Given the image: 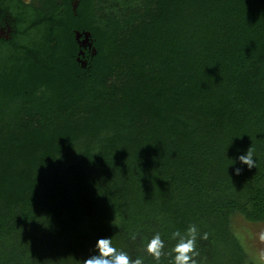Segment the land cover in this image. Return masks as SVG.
<instances>
[{
	"label": "trees",
	"instance_id": "1",
	"mask_svg": "<svg viewBox=\"0 0 264 264\" xmlns=\"http://www.w3.org/2000/svg\"><path fill=\"white\" fill-rule=\"evenodd\" d=\"M98 8L0 68V264H83L100 238L174 264L191 224L198 264H258L230 219L264 221V0ZM70 26L91 30L85 66Z\"/></svg>",
	"mask_w": 264,
	"mask_h": 264
},
{
	"label": "flooded vegetation",
	"instance_id": "2",
	"mask_svg": "<svg viewBox=\"0 0 264 264\" xmlns=\"http://www.w3.org/2000/svg\"><path fill=\"white\" fill-rule=\"evenodd\" d=\"M104 0H0V68L13 62V54L24 53L40 39L47 24L56 26L63 20L71 22L84 17L93 26ZM76 45L75 61L87 65L88 53L94 52L91 30L69 28Z\"/></svg>",
	"mask_w": 264,
	"mask_h": 264
},
{
	"label": "clouds",
	"instance_id": "3",
	"mask_svg": "<svg viewBox=\"0 0 264 264\" xmlns=\"http://www.w3.org/2000/svg\"><path fill=\"white\" fill-rule=\"evenodd\" d=\"M253 149L250 147L245 155L239 156V160L246 164L249 168L256 165L253 159ZM240 169H236V173H240ZM171 238L176 241L172 251L174 255V264H198L196 257L199 256L197 249V240L207 239L208 233L199 232L195 224L188 226L185 232L179 229L171 233ZM264 238V236H262ZM164 241L159 233H156L146 245V251L159 262L164 253ZM97 252L89 256L83 261V264H143L142 258L137 257L133 260L126 252L117 250L113 245L111 238H100L96 244Z\"/></svg>",
	"mask_w": 264,
	"mask_h": 264
},
{
	"label": "rangeland",
	"instance_id": "4",
	"mask_svg": "<svg viewBox=\"0 0 264 264\" xmlns=\"http://www.w3.org/2000/svg\"><path fill=\"white\" fill-rule=\"evenodd\" d=\"M230 226L249 257L258 264H264V221L247 222L239 214H234Z\"/></svg>",
	"mask_w": 264,
	"mask_h": 264
}]
</instances>
